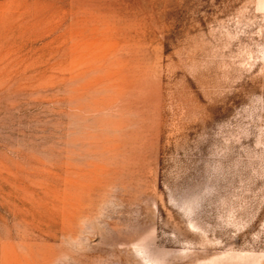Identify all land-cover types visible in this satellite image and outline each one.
Masks as SVG:
<instances>
[{
	"label": "rangeland",
	"instance_id": "obj_1",
	"mask_svg": "<svg viewBox=\"0 0 264 264\" xmlns=\"http://www.w3.org/2000/svg\"><path fill=\"white\" fill-rule=\"evenodd\" d=\"M0 264H264V0H0Z\"/></svg>",
	"mask_w": 264,
	"mask_h": 264
}]
</instances>
